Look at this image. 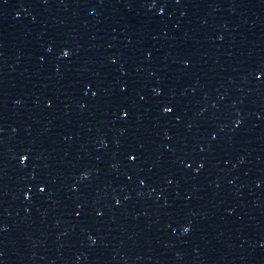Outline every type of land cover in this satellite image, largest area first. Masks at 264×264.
<instances>
[{
    "label": "water",
    "instance_id": "obj_1",
    "mask_svg": "<svg viewBox=\"0 0 264 264\" xmlns=\"http://www.w3.org/2000/svg\"><path fill=\"white\" fill-rule=\"evenodd\" d=\"M155 2L0 0V264H264V0Z\"/></svg>",
    "mask_w": 264,
    "mask_h": 264
},
{
    "label": "snow or ice",
    "instance_id": "obj_2",
    "mask_svg": "<svg viewBox=\"0 0 264 264\" xmlns=\"http://www.w3.org/2000/svg\"><path fill=\"white\" fill-rule=\"evenodd\" d=\"M45 2H46V0H45ZM150 6H151V7H155V6H156V2H155V0H153V3H152ZM164 7H165L164 5H162V6L160 7V12H161V13L164 11ZM48 50L51 51V48H49ZM61 55L64 56V57H68V56L70 55V52H69L68 50H64V51L61 52ZM256 75H257V78H259L261 75H264V71H258ZM124 87H126V86H124ZM153 91H154L156 94H160L161 89H160V88H156V89H153ZM92 95L95 96L96 93L94 92V93H92ZM140 98H141V99H144L143 96H141ZM49 105H51V101H49ZM173 111H174V108H173V107H167V106L163 107V113H164V114H170V113H172ZM120 112H121L122 117H127V116L129 115V111L126 110V109H124V108H121V109H120ZM176 119L179 120L180 117L177 116ZM236 123L239 124L240 121H236ZM19 159H20L21 162H25V161H27V160L29 159V155H28V154H22V155L19 157ZM128 159H130V160H132V161H135V160L137 159V156H136V155H133V154H129ZM200 167L202 168V167H203V164H201ZM84 176L87 177V173H84ZM145 183H146L145 180H143V179L140 180V184H141V185H144ZM44 190H45L44 187H40V189H39L40 192H43ZM26 195H27V193H26ZM120 203H121L120 200H116V204H117V205H119ZM100 214H101V213H99V212L97 213V215H100ZM77 215H79V213H77ZM183 231H184L185 233L189 232V231H190V226H189V227H185V228L183 229Z\"/></svg>",
    "mask_w": 264,
    "mask_h": 264
}]
</instances>
